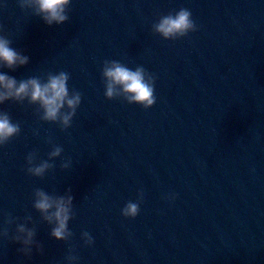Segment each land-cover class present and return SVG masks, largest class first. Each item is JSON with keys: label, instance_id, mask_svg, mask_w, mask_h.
<instances>
[{"label": "water", "instance_id": "1", "mask_svg": "<svg viewBox=\"0 0 264 264\" xmlns=\"http://www.w3.org/2000/svg\"><path fill=\"white\" fill-rule=\"evenodd\" d=\"M181 8L195 32H154ZM67 14L49 26L0 0V34L29 57L6 74L65 72L81 95L66 130L38 104L0 105L21 128L0 147V264H264V0H72ZM111 61L156 77L152 108L106 98ZM29 154L52 167L31 175ZM37 190L74 198L67 240L51 236ZM141 192L139 215L124 217ZM19 224L35 230L30 256Z\"/></svg>", "mask_w": 264, "mask_h": 264}, {"label": "clouds", "instance_id": "2", "mask_svg": "<svg viewBox=\"0 0 264 264\" xmlns=\"http://www.w3.org/2000/svg\"><path fill=\"white\" fill-rule=\"evenodd\" d=\"M71 4L72 0H21V7L35 9L36 14L49 26L66 23L69 20L67 12ZM153 30L165 40H177L195 32L197 25L192 19V13L186 8H181L174 14L162 17L153 26ZM2 31L3 29L0 28V32ZM28 63L29 57L17 51L12 47V42L5 35L0 34V105L8 101L23 103L27 100L31 104L40 106L43 110V120L58 123L63 130L70 128L81 104V95L75 91L70 93L68 74L60 72L49 75L45 82L39 78L17 80L4 71V69L15 70ZM103 76L106 80L104 93L106 98L113 99L123 95L129 103H135L144 109L152 108L156 104V77L147 74L143 68L133 71L117 61H111L105 63ZM20 132V125L13 122L8 112L0 110V147L6 145ZM62 152L61 147H55L49 153V160L60 157ZM26 162L28 173L38 177L43 176L52 167L47 160L36 162L32 154L26 157ZM68 166L64 164V167ZM168 198L176 197L172 194ZM73 199L70 194L54 196L43 190H37L35 193L34 207L43 215L44 220L52 225L51 236L58 241L67 240L72 235L69 222L73 218ZM141 202H143L142 192L139 193L138 202L129 201L123 207L122 215L126 218H136L140 213ZM17 231L20 235L16 236L14 241L22 245L19 250L23 254L30 256L31 246L35 243V230L28 228L26 224H19ZM82 238L86 245L94 244L89 232L84 231ZM37 250L43 251L39 246Z\"/></svg>", "mask_w": 264, "mask_h": 264}]
</instances>
